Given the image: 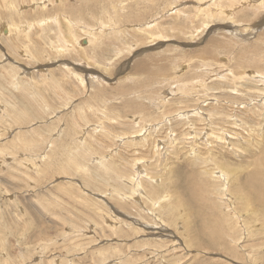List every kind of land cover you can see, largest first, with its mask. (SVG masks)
Wrapping results in <instances>:
<instances>
[{"label":"rangeland","instance_id":"rangeland-1","mask_svg":"<svg viewBox=\"0 0 264 264\" xmlns=\"http://www.w3.org/2000/svg\"><path fill=\"white\" fill-rule=\"evenodd\" d=\"M0 264H264V0H0Z\"/></svg>","mask_w":264,"mask_h":264},{"label":"bare ground","instance_id":"bare-ground-1","mask_svg":"<svg viewBox=\"0 0 264 264\" xmlns=\"http://www.w3.org/2000/svg\"><path fill=\"white\" fill-rule=\"evenodd\" d=\"M9 5V4H8ZM8 28H10V27H8ZM139 67V66H138ZM80 79V78H79ZM72 157V156H71ZM76 163V162H75ZM78 169H79V167H78ZM138 175V174H137ZM228 175H229V173H227V172H223V178H222V180H223V182H227L228 181ZM218 176H219V174H218ZM131 179V178H130ZM133 179V178H132ZM138 180H140V179H137V177H136V179H133V182H137ZM131 182H132V180H131ZM141 183V182H140ZM140 183H137V184H135V191H139V193L140 194H142L141 196H144L143 194H145V193H142L143 192V188H142V186L140 185ZM142 184V183H141ZM134 189V188H133ZM223 191H225V189L223 190ZM133 194V193H132ZM141 196H140V198H141ZM137 197V196H136ZM249 198V197H248ZM234 199H236V198H234ZM149 200V199H148ZM233 200V199H232ZM246 200V199H245ZM140 201V200H139ZM133 204V203H132ZM234 204V203H233ZM246 204H247V202H246ZM122 209V208H121ZM234 226V225H233ZM235 228V227H234Z\"/></svg>","mask_w":264,"mask_h":264}]
</instances>
